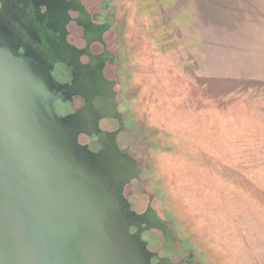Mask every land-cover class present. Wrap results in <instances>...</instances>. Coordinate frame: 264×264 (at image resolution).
I'll return each instance as SVG.
<instances>
[{"label":"rangeland","instance_id":"1","mask_svg":"<svg viewBox=\"0 0 264 264\" xmlns=\"http://www.w3.org/2000/svg\"><path fill=\"white\" fill-rule=\"evenodd\" d=\"M110 3L117 140L153 206L200 264H264V0Z\"/></svg>","mask_w":264,"mask_h":264},{"label":"water","instance_id":"2","mask_svg":"<svg viewBox=\"0 0 264 264\" xmlns=\"http://www.w3.org/2000/svg\"><path fill=\"white\" fill-rule=\"evenodd\" d=\"M76 74L60 84L0 42V264H154L141 234L167 224L130 209L124 188L138 164L115 144L121 127H99L100 74ZM74 95L85 106L59 119L52 101ZM80 134L105 145L93 151Z\"/></svg>","mask_w":264,"mask_h":264},{"label":"flooded vegetation","instance_id":"3","mask_svg":"<svg viewBox=\"0 0 264 264\" xmlns=\"http://www.w3.org/2000/svg\"><path fill=\"white\" fill-rule=\"evenodd\" d=\"M115 30V12L110 0H0L2 46L17 55H24L34 66L47 70L60 84H70L77 77L78 67L88 70L92 78L100 74L101 94L93 101V107L100 116L99 127L109 132L121 127L115 136V144L120 153L131 156L129 149L117 140L119 134L128 129L129 120L120 110L116 90L118 82L113 71L117 61L112 50ZM84 106L82 95H74L68 102L52 101V108L59 119ZM109 121L112 126H104V122ZM78 140L81 144L88 143L93 151L102 149L106 141L103 136L95 134L90 137L80 134ZM134 191L146 197V201L140 209L132 207L128 201L130 209L137 214L155 215L168 227L166 230L152 228L142 231V239L153 253L151 262L155 264L165 258L171 264H200L196 253L184 244L170 222L162 218L153 206L155 193L148 189L141 176L125 186L127 200ZM148 205L152 211H147ZM130 231L134 232L136 228L131 227ZM144 234H147V239Z\"/></svg>","mask_w":264,"mask_h":264}]
</instances>
